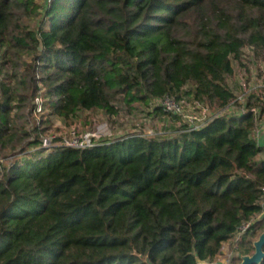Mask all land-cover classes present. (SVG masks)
I'll return each mask as SVG.
<instances>
[{
    "label": "trees",
    "instance_id": "trees-1",
    "mask_svg": "<svg viewBox=\"0 0 264 264\" xmlns=\"http://www.w3.org/2000/svg\"><path fill=\"white\" fill-rule=\"evenodd\" d=\"M246 47L264 57V0H0V264L214 262L264 209L263 99L227 112ZM166 97L221 112L193 129ZM120 102L183 124L43 145Z\"/></svg>",
    "mask_w": 264,
    "mask_h": 264
},
{
    "label": "rangeland",
    "instance_id": "rangeland-1",
    "mask_svg": "<svg viewBox=\"0 0 264 264\" xmlns=\"http://www.w3.org/2000/svg\"><path fill=\"white\" fill-rule=\"evenodd\" d=\"M233 66L234 74L228 79V84L234 91L236 98L242 96L247 101L250 95L256 97L260 95L259 98L262 99L261 93L264 92V57L257 56L252 49L246 47L243 50L241 59L233 60ZM155 104L161 105V101H157ZM180 104L187 120L203 117L205 116L204 112L208 115L221 112L218 104L202 103L195 101L194 98H186ZM118 106L119 114L114 116H109L102 110H93L80 112L76 120L69 123L59 117H52L53 125L48 130L47 135L64 137L72 130H75L78 136L90 133L96 134L99 138H114L133 132H142L146 135L175 134L174 131L183 124L173 115L154 113L152 104L148 106L135 103L132 107H128L120 102ZM261 107H264V105H261ZM238 108L239 105L236 104L227 112L231 110L233 112L238 111ZM236 246L235 239L225 243L222 248L224 253L219 255L217 259L226 261L229 258L228 253ZM205 264H213V262Z\"/></svg>",
    "mask_w": 264,
    "mask_h": 264
},
{
    "label": "built area",
    "instance_id": "built-area-1",
    "mask_svg": "<svg viewBox=\"0 0 264 264\" xmlns=\"http://www.w3.org/2000/svg\"><path fill=\"white\" fill-rule=\"evenodd\" d=\"M180 103H182V101L178 102L175 99H172L170 97H166L165 99L161 100V105L164 107V109L167 112H171L173 114L181 115L183 117V119L186 120L193 129H197V128L201 127L203 125V123L205 122L206 118L210 115V114L208 115L207 113L204 112L205 116H203V117H199V118L197 117L196 119L190 118L189 120H187L185 117V114L182 110V107H181L182 105ZM234 103H235V105L236 104L239 105V108H238L239 112L245 111L247 109V106H246L247 101H245L242 96L237 97L234 100ZM235 105H233V107ZM252 111L254 113H258L259 110L255 107H253ZM197 120H198V122H197ZM194 121H195V123H194ZM262 135H264V126L263 125H261L260 128L256 131V137L258 139ZM56 138L57 137L55 135H48L47 137L44 138L43 145L44 146H51L53 144H60V145H64V146L82 149V148H87V147L92 146L93 143L97 139H99V137L96 134H90V133L78 136V133L75 130H72L68 135H66L64 137H60L61 139L55 143ZM262 203L264 205V197H263ZM249 225H250V223L241 227L239 233L237 234V237L235 238V241H238L240 239L242 234L248 229Z\"/></svg>",
    "mask_w": 264,
    "mask_h": 264
},
{
    "label": "flooded vegetation",
    "instance_id": "flooded-vegetation-1",
    "mask_svg": "<svg viewBox=\"0 0 264 264\" xmlns=\"http://www.w3.org/2000/svg\"><path fill=\"white\" fill-rule=\"evenodd\" d=\"M252 222L250 223V225L252 224ZM259 224L262 226V228L254 231L255 232L254 237L250 238V240L252 241L251 245H249L248 247L247 246L246 247L239 246V241L242 238V236H241L240 239L238 241H236L237 242L236 248L233 249L230 253H228L227 256L229 258L227 257L228 259L226 261L216 259L213 262V264H242V259H241L242 256L253 255L256 252V248L254 246V241H256L259 238V236L264 232V222H261V223L259 222ZM263 251H264V246H263ZM223 253L224 252L221 251L220 255H222ZM256 264H264V258L259 263H256Z\"/></svg>",
    "mask_w": 264,
    "mask_h": 264
},
{
    "label": "water",
    "instance_id": "water-1",
    "mask_svg": "<svg viewBox=\"0 0 264 264\" xmlns=\"http://www.w3.org/2000/svg\"><path fill=\"white\" fill-rule=\"evenodd\" d=\"M42 49V45L40 46ZM264 222V209L263 211L256 217V219L252 222V224ZM254 246L256 248V252L253 255H244L241 257L242 264H256L259 263L264 258V232L259 236V238L254 241ZM199 264H205L204 262H200Z\"/></svg>",
    "mask_w": 264,
    "mask_h": 264
},
{
    "label": "crops",
    "instance_id": "crops-1",
    "mask_svg": "<svg viewBox=\"0 0 264 264\" xmlns=\"http://www.w3.org/2000/svg\"><path fill=\"white\" fill-rule=\"evenodd\" d=\"M262 94H264V92L261 93V97H262V99H263L264 95L262 96ZM256 95H257V94H256ZM257 96H258V95H257ZM259 97H260V95H259ZM262 121H263V122H262V125L264 126V118H263ZM258 140H259L260 145L264 147V135L260 136V138H259ZM263 157H264V154H263ZM227 243H229V242H227Z\"/></svg>",
    "mask_w": 264,
    "mask_h": 264
}]
</instances>
